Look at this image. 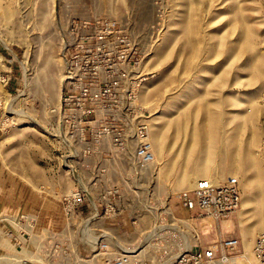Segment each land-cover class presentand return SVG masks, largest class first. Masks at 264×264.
<instances>
[{
	"label": "rangeland",
	"instance_id": "1",
	"mask_svg": "<svg viewBox=\"0 0 264 264\" xmlns=\"http://www.w3.org/2000/svg\"><path fill=\"white\" fill-rule=\"evenodd\" d=\"M78 19L99 20L102 28L109 24L113 46L129 55L130 83L140 90L149 115L159 166L155 200L149 203L173 197L165 224L176 232L158 238V245L149 242L150 232L124 226L149 199L141 201L129 189L115 201V216L90 219L94 211L87 202L83 217L65 230L60 197L75 186L91 189L87 159L70 155L50 112L61 100L67 35ZM0 99L10 105L15 121L1 125L4 137L13 136L11 128L19 131L17 151L26 147L35 155L38 137L56 140V232L36 225L31 237L16 246L2 232L10 228L17 234L8 223L16 216L2 209L0 264H16L12 258L17 257L44 260L54 238L87 254L97 240L93 237L104 233L122 248H138L154 263L169 261L194 245L195 236L194 221L176 220L191 214L175 194L202 178L220 183L229 177L240 182L241 206L212 230H206L210 221L204 222L202 241L208 245L217 237H240L247 253L242 264H257L252 246L264 230V0H0ZM90 192L91 207H100L99 190Z\"/></svg>",
	"mask_w": 264,
	"mask_h": 264
},
{
	"label": "built area",
	"instance_id": "2",
	"mask_svg": "<svg viewBox=\"0 0 264 264\" xmlns=\"http://www.w3.org/2000/svg\"><path fill=\"white\" fill-rule=\"evenodd\" d=\"M100 26L96 19L72 21L65 51L64 89L59 104L50 109L57 136L69 143L70 155L78 153L87 159L91 170L89 185L99 190L100 207L96 204L91 207L89 187L75 186L60 197L68 222L65 230L69 227L71 231L72 225L83 217L82 207L87 202L88 208L94 211L90 219L115 216V201L129 189L139 200L149 199L142 208L139 206L134 214H129L131 217L124 226L130 231L150 232L151 242L158 245V238L168 237L174 230L171 223L165 224L173 197H159V204L149 203L155 200V183L159 178L150 138V118L140 103V90L130 83L128 53L113 46L109 24ZM8 108L10 105L1 104L0 99V127L5 122L15 124ZM136 185L147 186L134 191L132 188ZM175 198L191 213L190 217L180 216L176 220L194 221L195 236L194 245L169 261L154 263L140 254L138 248L133 252L119 251L120 243L113 241L109 234L101 233L95 236L98 240L94 246L89 243L93 249L87 254L69 250L68 243L53 237L44 260L24 259L22 264H242L247 253L240 237H217L208 245L202 241L204 222L210 221L206 230H212L215 224L229 219L240 208L242 190L237 177L220 183L202 178L192 188L175 194ZM10 215L16 216L8 223L13 224L17 234L6 228L3 235L15 240L16 246H22L26 235L31 237L38 225V218L22 211ZM199 224L202 233L196 229ZM252 256L257 264H264V230L254 238Z\"/></svg>",
	"mask_w": 264,
	"mask_h": 264
},
{
	"label": "crops",
	"instance_id": "3",
	"mask_svg": "<svg viewBox=\"0 0 264 264\" xmlns=\"http://www.w3.org/2000/svg\"><path fill=\"white\" fill-rule=\"evenodd\" d=\"M11 131L4 137L0 127V211L36 215L39 227L56 232V140L38 137L34 155L26 147L17 151L19 131Z\"/></svg>",
	"mask_w": 264,
	"mask_h": 264
},
{
	"label": "bare ground",
	"instance_id": "4",
	"mask_svg": "<svg viewBox=\"0 0 264 264\" xmlns=\"http://www.w3.org/2000/svg\"><path fill=\"white\" fill-rule=\"evenodd\" d=\"M200 137H201V134H200V132L198 133V136H197V143H199V141H200ZM154 141H155V143H156V141H157V139H154ZM213 141V140H212ZM213 180V179H212ZM87 232H90V230H88ZM84 234H85V231H84ZM148 236H150V235H148ZM87 237V236H86ZM93 238H95V236L93 237ZM98 240V239H97ZM97 240H96V242H97ZM146 240V239H145ZM87 242L88 243H90V244H92V239H88L87 240ZM95 242V243H96ZM149 242H151V240L149 241ZM146 244H149V243H145L144 244V246L146 245ZM190 247V245H186V249L187 248H189ZM139 250V249H138ZM119 251H122V252H133V251H136V250H130V249H127V248H122V247H120L119 248ZM141 252L142 251H140L139 253L141 254ZM12 260L13 261V263H16V264H20L21 262H22V259H20L19 257H17V258H5V260L7 261V260Z\"/></svg>",
	"mask_w": 264,
	"mask_h": 264
}]
</instances>
